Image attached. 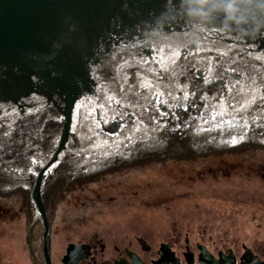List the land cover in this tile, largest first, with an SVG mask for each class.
<instances>
[{
	"label": "water",
	"instance_id": "95a60500",
	"mask_svg": "<svg viewBox=\"0 0 264 264\" xmlns=\"http://www.w3.org/2000/svg\"><path fill=\"white\" fill-rule=\"evenodd\" d=\"M226 2L249 34L264 24V0H212L207 20L181 0H0V201L30 195L37 264H59L68 180L264 148V38L229 27ZM245 251L239 264H264ZM153 264L182 262L162 244Z\"/></svg>",
	"mask_w": 264,
	"mask_h": 264
},
{
	"label": "rangeland",
	"instance_id": "374dc122",
	"mask_svg": "<svg viewBox=\"0 0 264 264\" xmlns=\"http://www.w3.org/2000/svg\"><path fill=\"white\" fill-rule=\"evenodd\" d=\"M31 219V197L0 201V264H37L26 243L30 235L33 253ZM139 237L152 249L148 262L162 244L182 264L186 250L197 259L198 245L264 259V148L153 159L62 186L59 264L69 243L100 239L109 257L114 245L138 250Z\"/></svg>",
	"mask_w": 264,
	"mask_h": 264
},
{
	"label": "flooded vegetation",
	"instance_id": "af4514ba",
	"mask_svg": "<svg viewBox=\"0 0 264 264\" xmlns=\"http://www.w3.org/2000/svg\"><path fill=\"white\" fill-rule=\"evenodd\" d=\"M30 224H32V226H33V220L32 219L30 220ZM29 239H30V235L28 236V240H26V243L29 247L28 248L29 252L32 254L31 258H32L33 262L35 263L36 260H35L33 253H32V249L30 248L31 245H30V243H28ZM139 239H141L143 242L140 243L138 241ZM136 246H137L138 250L132 249L131 247L120 248V247L114 245L111 249L113 254L108 257V256H106V252L108 250L107 246H105V244L100 239L93 238L91 242L86 241V242L77 243V244L69 243L64 248V253L60 257V263H62V264H115V263H120L121 261H124V262H127L130 264L131 261L127 255V252L134 253L138 257V259L142 263H145V264H153V262H155L159 259V251H158L157 257H156L157 260H151L150 262H148L146 255H148L152 249L149 247V245L147 244V242L144 239H142L140 237L137 238L136 239ZM243 246H245V245H243ZM245 248L246 247H244V249ZM246 249H248V248H246ZM248 250H250V249H248ZM171 251H172V249H171ZM172 252L178 258L176 253L174 251H172ZM229 252H231L235 256V254L231 250H229L227 254H224V253L223 254L227 256L229 254ZM142 253H144V254H142ZM219 253H222V252H219ZM213 256L216 257L215 255H213ZM235 260H236L235 262H238V263L240 261V259L238 261L236 256H235ZM260 260L263 261L264 259H260ZM195 264H196V262H195Z\"/></svg>",
	"mask_w": 264,
	"mask_h": 264
},
{
	"label": "clouds",
	"instance_id": "9594fccd",
	"mask_svg": "<svg viewBox=\"0 0 264 264\" xmlns=\"http://www.w3.org/2000/svg\"><path fill=\"white\" fill-rule=\"evenodd\" d=\"M211 2L212 0H181L182 6L195 5L201 9V11L199 12H194L190 10L189 11L190 17H198L205 20L209 19L210 13L204 12L203 9L207 8ZM243 3L251 6L255 3V0H243ZM260 10L264 11V7H262ZM214 11H222L226 17L227 25L230 27L231 25L235 24L237 29H239L242 32V34L248 35L249 38H252V35H254L257 39L264 38L260 36V32H259V29L264 27V24L258 25L255 29L254 34H249L247 32V26L250 24H256V21L250 18V15L240 16L237 5L235 3L226 2L222 9H214Z\"/></svg>",
	"mask_w": 264,
	"mask_h": 264
},
{
	"label": "bare ground",
	"instance_id": "6f19581e",
	"mask_svg": "<svg viewBox=\"0 0 264 264\" xmlns=\"http://www.w3.org/2000/svg\"><path fill=\"white\" fill-rule=\"evenodd\" d=\"M228 152V151H227ZM221 153V152H220ZM219 153V154H220ZM142 174V173H141ZM111 178V177H110ZM96 179V178H95ZM95 184V183H94ZM98 184V183H97ZM106 184V183H105ZM101 185H103V184H101ZM108 185H110L109 183L106 185V186H108ZM173 185V184H172ZM94 186V188L95 189H97L98 187L96 186L95 187V185H93ZM100 188H101V186H99ZM125 188H126V186H124ZM161 187V186H160ZM172 187V186H171ZM93 188V187H92ZM103 188V187H102ZM129 189V188H128ZM143 189V188H142ZM103 190V189H102ZM124 190H126V189H124ZM145 191V190H144ZM165 191V190H164ZM96 193H97V190H96ZM139 193V192H138ZM127 194V193H126ZM126 194H124V195H126ZM28 197H30V195H28ZM165 198V197H164ZM225 257H226V255H224Z\"/></svg>",
	"mask_w": 264,
	"mask_h": 264
}]
</instances>
